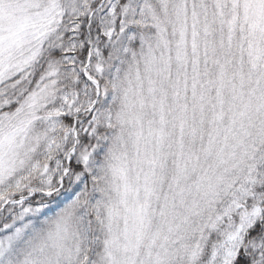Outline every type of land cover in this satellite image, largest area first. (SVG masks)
I'll use <instances>...</instances> for the list:
<instances>
[{"label": "snow or ice", "instance_id": "1", "mask_svg": "<svg viewBox=\"0 0 264 264\" xmlns=\"http://www.w3.org/2000/svg\"><path fill=\"white\" fill-rule=\"evenodd\" d=\"M0 264H264V0H0Z\"/></svg>", "mask_w": 264, "mask_h": 264}]
</instances>
